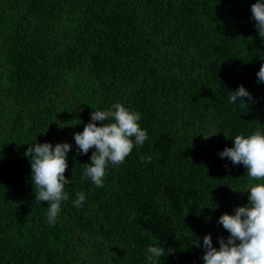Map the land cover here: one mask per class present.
Wrapping results in <instances>:
<instances>
[{"label":"trees","instance_id":"16d2710c","mask_svg":"<svg viewBox=\"0 0 264 264\" xmlns=\"http://www.w3.org/2000/svg\"><path fill=\"white\" fill-rule=\"evenodd\" d=\"M255 2L0 0V264H152L149 245L172 250L157 264H204L203 237L218 249V218L258 182L218 155L264 133ZM239 86L254 102H229ZM116 103L148 138L97 188L81 179L95 149L80 154L73 134ZM44 142L72 146L54 226L25 156Z\"/></svg>","mask_w":264,"mask_h":264},{"label":"clouds","instance_id":"9594fccd","mask_svg":"<svg viewBox=\"0 0 264 264\" xmlns=\"http://www.w3.org/2000/svg\"><path fill=\"white\" fill-rule=\"evenodd\" d=\"M252 18L260 37H264V3L256 0L251 5ZM259 82H264V63L256 73ZM230 103L239 100L241 106L254 102L251 94L243 87L231 91ZM141 115L120 103L109 110L91 112L90 121L84 125L82 132L73 134L80 154L86 155L95 149L90 163L85 164L81 179H90L97 187H103L108 174L109 164L120 165L134 148L141 147L148 138V133L140 126ZM105 121H109L105 123ZM96 122H100L97 126ZM232 147H225L218 153L221 158H228L233 165L242 164L248 176L258 181L250 186L248 205L234 209V214H222L218 223L230 234L226 239L218 237L219 248L213 246L212 237H203L202 247L204 264H264V133L260 130L251 135H237L232 140ZM72 146L69 143H36L28 147L25 156L30 157L31 179L36 189L35 200L46 202L47 222L55 225L61 212V204L68 200L65 186L68 181L64 175L68 168L67 154ZM151 162L152 157L142 158ZM73 205L79 208L86 197L83 192L76 193ZM200 247L199 240L193 243ZM167 252V254H166ZM172 252L161 246L149 245L147 259L152 264L162 256Z\"/></svg>","mask_w":264,"mask_h":264}]
</instances>
